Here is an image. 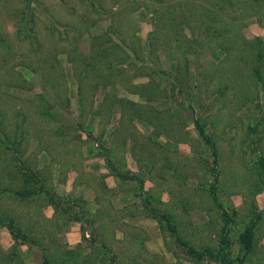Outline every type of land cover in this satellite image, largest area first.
Wrapping results in <instances>:
<instances>
[{
  "label": "rangeland",
  "instance_id": "rangeland-1",
  "mask_svg": "<svg viewBox=\"0 0 264 264\" xmlns=\"http://www.w3.org/2000/svg\"><path fill=\"white\" fill-rule=\"evenodd\" d=\"M225 213L264 264V0H0V264H220Z\"/></svg>",
  "mask_w": 264,
  "mask_h": 264
},
{
  "label": "trees",
  "instance_id": "trees-1",
  "mask_svg": "<svg viewBox=\"0 0 264 264\" xmlns=\"http://www.w3.org/2000/svg\"><path fill=\"white\" fill-rule=\"evenodd\" d=\"M197 126H198V129L200 130V133L208 140V137L205 135V131L202 128V126L199 123H197ZM225 217L227 219H226L225 226L223 228V234L221 238V247L219 248V250L216 252L210 249H206L201 252L191 250V254L194 257L201 260L205 258L206 256H208L211 259L218 260L220 264H237V263L241 264L253 252L255 248V230L253 226H250V227H247L246 230L240 236L242 249L244 251V257L240 258L238 261L231 260L230 258L231 241L229 237V230H230V225L232 223V217H230L227 214L225 215ZM46 262L48 264V260H46Z\"/></svg>",
  "mask_w": 264,
  "mask_h": 264
}]
</instances>
